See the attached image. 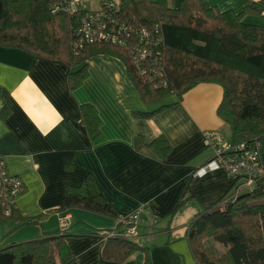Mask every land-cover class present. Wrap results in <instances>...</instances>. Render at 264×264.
Returning a JSON list of instances; mask_svg holds the SVG:
<instances>
[{"label":"crops","instance_id":"0c3cea01","mask_svg":"<svg viewBox=\"0 0 264 264\" xmlns=\"http://www.w3.org/2000/svg\"><path fill=\"white\" fill-rule=\"evenodd\" d=\"M163 1L177 9L183 0ZM204 1L220 13L239 14L263 0ZM100 5L101 0H84L89 10ZM2 12L0 0V18ZM243 22L264 26L262 12L245 15ZM85 67V79L70 90L71 69L63 62L0 46V158L22 182L17 215L38 219L35 225L0 223V248L61 231L64 224L71 235L65 243L77 264H142L139 252L122 263L103 259L105 236L118 219L77 209L55 212L65 187L79 186L91 175L104 202L119 215L141 209L134 243L148 248L152 264H196L188 225L236 187L222 170L199 171L213 159L204 133L226 129L230 134L217 114L222 87L200 83L180 101L169 94L146 103L122 60L94 55ZM83 105L98 116L95 139L81 124ZM160 136L170 146L166 155L151 148Z\"/></svg>","mask_w":264,"mask_h":264},{"label":"trees","instance_id":"16d2710c","mask_svg":"<svg viewBox=\"0 0 264 264\" xmlns=\"http://www.w3.org/2000/svg\"><path fill=\"white\" fill-rule=\"evenodd\" d=\"M56 1L2 0L0 46L63 62L71 69L70 90L85 79V63L94 55L122 60L146 103L169 94L180 101L200 83L218 84L223 89V99L217 114L229 127L231 142L264 140V26L243 22L245 15L261 14L264 0L249 4L239 14L220 13L210 9L204 0H183L177 9L167 8L163 0H121V20L137 26L160 25L165 42L166 89L143 85L126 51L115 46L90 45L76 54L71 46L73 19L64 13H51L50 6ZM81 115V124L95 139L99 134L95 110L83 105ZM151 148L161 155L170 151L162 136L151 143ZM4 207L0 197V223H38V219H21L15 206L6 216ZM71 209L111 219L121 216L104 202L91 175L84 176L79 186L65 187L55 212ZM69 237L66 231L59 230L53 235L10 244L0 248V264H77L65 243ZM187 240L196 264H264V178L255 189L240 193L236 199L224 197L206 209L188 225ZM208 240L222 246L224 252L214 254L205 245ZM105 241V261L122 263L139 252L144 256L142 264H152L148 248L134 241L120 236Z\"/></svg>","mask_w":264,"mask_h":264},{"label":"built area","instance_id":"2783aa9c","mask_svg":"<svg viewBox=\"0 0 264 264\" xmlns=\"http://www.w3.org/2000/svg\"><path fill=\"white\" fill-rule=\"evenodd\" d=\"M52 14L64 13L73 19L71 46L78 54L86 46L108 44L126 51L132 70L143 85L154 89L168 87L165 78L164 37L158 23L137 26L119 18V2L101 0L100 8L89 10L84 0H57L50 6ZM264 20V10L262 11ZM205 145L212 150L213 159L200 172L222 170L236 184L231 197H236L257 187L264 178V140L232 143L220 132L204 133ZM0 197L4 215L9 216L15 206V198L22 192V182L11 176L3 160H0ZM141 209L118 218L117 227L106 238L120 236L130 241L139 237L138 225ZM155 223V222H153ZM66 226H61L65 231Z\"/></svg>","mask_w":264,"mask_h":264},{"label":"rangeland","instance_id":"374dc122","mask_svg":"<svg viewBox=\"0 0 264 264\" xmlns=\"http://www.w3.org/2000/svg\"><path fill=\"white\" fill-rule=\"evenodd\" d=\"M93 8V6H92ZM90 10H95V9H90ZM221 134L228 140L231 142L230 134L229 131H227L226 129L221 131ZM206 247L211 250L214 254L217 255H221L224 252V248L216 243H214L212 240H208L207 242H205Z\"/></svg>","mask_w":264,"mask_h":264},{"label":"water","instance_id":"95a60500","mask_svg":"<svg viewBox=\"0 0 264 264\" xmlns=\"http://www.w3.org/2000/svg\"><path fill=\"white\" fill-rule=\"evenodd\" d=\"M58 232H59V229L56 228V229L50 230L48 232H45V235H53V234H56Z\"/></svg>","mask_w":264,"mask_h":264}]
</instances>
